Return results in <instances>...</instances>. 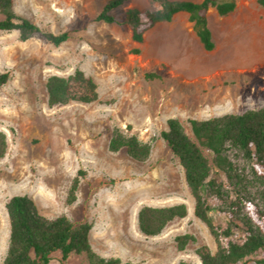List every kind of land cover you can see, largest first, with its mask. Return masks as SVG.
<instances>
[{
    "label": "rangeland",
    "instance_id": "1",
    "mask_svg": "<svg viewBox=\"0 0 264 264\" xmlns=\"http://www.w3.org/2000/svg\"><path fill=\"white\" fill-rule=\"evenodd\" d=\"M105 1L13 0L14 12L40 31L21 39L15 29L0 30V72L10 73L0 86V129L8 142L0 158V264L9 244L5 203L14 194L31 196L47 217L65 214L90 222L92 248L102 257L119 258V264H202L196 247L217 248L206 223L194 214L183 167L161 131L169 118H177L194 138L192 118L264 107V5L238 0L232 12L211 14L215 47L206 50L185 13L156 23L137 42L124 13L131 6H147L148 0L113 8L111 22L96 18ZM43 31H67L69 37L54 45ZM76 69L96 80L98 98L50 104L47 78ZM115 128L149 142L148 158L136 160L125 148L110 150ZM204 152L222 184L219 194L209 197L211 215L216 225L225 227L219 208L227 206L236 187L212 162V153ZM227 155L249 174L239 151L228 149ZM79 170L75 200L68 202ZM257 188L247 187L255 201ZM179 202L186 203V216L174 218L156 235L141 231L142 206ZM184 233L196 240L179 249L175 238ZM51 264L89 261L85 253L73 252L61 260L55 252Z\"/></svg>",
    "mask_w": 264,
    "mask_h": 264
},
{
    "label": "trees",
    "instance_id": "2",
    "mask_svg": "<svg viewBox=\"0 0 264 264\" xmlns=\"http://www.w3.org/2000/svg\"><path fill=\"white\" fill-rule=\"evenodd\" d=\"M129 0H106L96 15L107 22L114 20L111 10ZM145 7L131 6L125 10L124 20L132 31L134 41L141 42L145 32L160 21H170L181 11L188 13L189 20L206 50L215 47L209 26L208 8L215 6L220 15H226L236 7V0H148ZM264 5V0H258ZM0 30H17L21 39L29 38L40 31L30 19L17 15L13 0H0ZM43 35L54 45L69 37L67 31ZM137 50V49H136ZM8 70L0 72V86L9 79ZM46 89L50 104L69 101L91 102L98 98L96 80L76 69L66 76L52 74L47 78ZM194 138L185 131L177 118L167 120V129L161 136L178 157L183 167L185 180L194 199V214L204 221L217 241L215 251L208 244L196 247L202 264H264V107L247 109L241 113H225L205 119H190ZM6 133L0 129V158L7 151ZM109 148L118 151L125 148L132 158L146 160L151 151L149 142H141L134 134L126 135L115 128L109 141ZM212 153V162L224 173L228 184L234 185V197L227 202L224 213L226 226L215 224L211 215L213 209L210 195L219 194L222 186L214 174L212 164L204 152ZM228 149L239 151L247 161L249 174L227 155ZM74 177L68 192V202L75 200L79 173ZM250 175V176H249ZM256 185V201L248 196V185ZM216 191H218L216 193ZM9 219V244L1 264H51L52 255L59 252L61 260L71 253H85L89 264H119V258L100 256L91 246L92 224L86 220H72L67 215L55 217L44 215L36 201L27 194H14L5 203ZM188 214L186 203L171 205H144L138 211L141 231L156 235L176 217ZM240 232L237 235L236 232ZM221 236L227 238L226 242ZM179 249H183L196 237L191 233L176 236ZM178 264H193L180 261Z\"/></svg>",
    "mask_w": 264,
    "mask_h": 264
},
{
    "label": "crops",
    "instance_id": "3",
    "mask_svg": "<svg viewBox=\"0 0 264 264\" xmlns=\"http://www.w3.org/2000/svg\"><path fill=\"white\" fill-rule=\"evenodd\" d=\"M195 1H200V0H195ZM237 4H238V0H236V7H237ZM235 7V8H236ZM232 12V11H231ZM179 13H185V14H187L188 15V13L187 12H185V11H181V12H178L176 15H178ZM213 13H217V14H219L218 12H217V9H216V7L215 6H210L209 8H208V11H207V14H208V19H209V17H210V15L211 14H213ZM175 15V16H176ZM220 15V14H219ZM189 16V15H188ZM192 27H193V25H192ZM194 29V28H193ZM195 31V30H194ZM212 31V30H211ZM196 33V32H195ZM197 35V34H196ZM197 37H198V35H197ZM198 39H199V37H198ZM200 41V40H199ZM202 44V43H201Z\"/></svg>",
    "mask_w": 264,
    "mask_h": 264
}]
</instances>
